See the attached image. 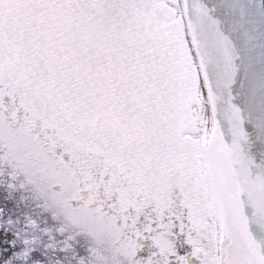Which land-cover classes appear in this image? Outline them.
<instances>
[{"label":"snow or ice","instance_id":"obj_1","mask_svg":"<svg viewBox=\"0 0 264 264\" xmlns=\"http://www.w3.org/2000/svg\"><path fill=\"white\" fill-rule=\"evenodd\" d=\"M0 264H264V0H0Z\"/></svg>","mask_w":264,"mask_h":264}]
</instances>
